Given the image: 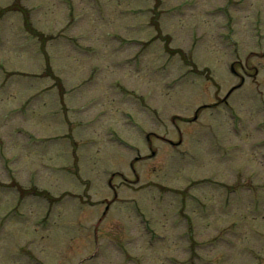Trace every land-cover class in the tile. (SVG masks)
<instances>
[{
    "label": "rangeland",
    "instance_id": "374dc122",
    "mask_svg": "<svg viewBox=\"0 0 264 264\" xmlns=\"http://www.w3.org/2000/svg\"><path fill=\"white\" fill-rule=\"evenodd\" d=\"M0 264H264V0H0Z\"/></svg>",
    "mask_w": 264,
    "mask_h": 264
},
{
    "label": "flooded vegetation",
    "instance_id": "af4514ba",
    "mask_svg": "<svg viewBox=\"0 0 264 264\" xmlns=\"http://www.w3.org/2000/svg\"><path fill=\"white\" fill-rule=\"evenodd\" d=\"M148 140H150V138H148ZM202 181H200V183H205V184H208L210 185L211 188L215 189L216 187L219 188L221 186H224L223 183H221V181H219L216 176L213 174L211 176H208L206 177L205 179H201ZM233 187V186H232ZM234 190L235 192L237 191L236 188L233 187V189H231V191ZM211 207H214V208H222L223 207V203L221 204V206L219 205H215V204H212L210 205ZM201 207H204V205H201ZM178 220V218L176 219ZM190 217H186V221H187V226L189 228V226H193L191 225L189 222H190ZM174 224H177L176 221ZM194 232L193 230H189L187 232V235L189 238V244L187 243V248H185V250L189 249L191 251V249L193 248V245L195 244V240H194V236H193Z\"/></svg>",
    "mask_w": 264,
    "mask_h": 264
}]
</instances>
